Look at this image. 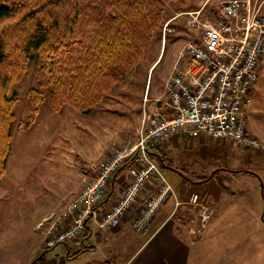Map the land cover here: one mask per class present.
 Segmentation results:
<instances>
[{"label":"rangeland","instance_id":"rangeland-1","mask_svg":"<svg viewBox=\"0 0 264 264\" xmlns=\"http://www.w3.org/2000/svg\"><path fill=\"white\" fill-rule=\"evenodd\" d=\"M222 1L168 3L165 21L153 39L149 58L125 75L87 114L68 105L61 112L52 109L51 88L41 86L37 78L40 55L33 52L25 77L11 89L17 103L12 150L6 171L0 177V264H21L35 251L41 253L46 248L45 238L52 220L47 218L49 211L59 202L68 203L77 191L80 193L84 182L95 176L101 161L109 156L112 142L134 134L140 127L144 110L148 114L160 112L158 106L165 100V82L172 74L178 52L196 33L187 24L189 15L181 11L203 7V13L207 14L218 10ZM31 89L41 90L44 97L36 121L28 126ZM248 124L251 133L264 140V55L259 80L250 94ZM200 140L192 139L189 147L178 146L175 139L160 146L178 167L163 169L174 193L180 194L182 187L188 199L192 192H197L202 202L212 208L223 203L264 208V150L246 149L225 140H203L207 141L204 143ZM237 169H248L251 173L232 171ZM200 176L209 179L198 181ZM174 196L168 199L162 212L174 206ZM197 213L196 210V217ZM258 232L260 239L264 238V227ZM136 237L138 241L123 243L116 251L113 242L106 241L98 251H86L65 264H98L99 261L106 264L105 259L109 258L101 250L110 253L109 264H120L143 239L144 232ZM67 242L72 249H78L73 241ZM261 248L264 253V246ZM62 251L67 252L64 243L51 248L47 255L60 257Z\"/></svg>","mask_w":264,"mask_h":264},{"label":"built area","instance_id":"built-area-1","mask_svg":"<svg viewBox=\"0 0 264 264\" xmlns=\"http://www.w3.org/2000/svg\"><path fill=\"white\" fill-rule=\"evenodd\" d=\"M195 31L177 55L164 86V105L172 116L144 110L134 134L113 141L98 174L88 178L79 195L47 229L45 246L82 243L87 219L104 202L110 182L126 164L125 180L111 205L97 217L100 228L116 229L132 210L133 226L144 231L158 211L175 195L164 171L151 156L154 146L187 137L230 141L246 149L264 150V140L249 130L250 94L259 79L264 55V0H224L218 10L186 12ZM149 189L152 194L143 198ZM143 198V199H142ZM198 211L192 221L204 226L213 208L192 192L185 202ZM135 207H137L135 209Z\"/></svg>","mask_w":264,"mask_h":264},{"label":"trees","instance_id":"trees-1","mask_svg":"<svg viewBox=\"0 0 264 264\" xmlns=\"http://www.w3.org/2000/svg\"><path fill=\"white\" fill-rule=\"evenodd\" d=\"M171 1L0 0V177L6 171L13 144L17 100L11 89L25 77L33 52L40 55L37 78L41 86L51 88L52 109L61 112L68 105L90 113L125 75L149 58ZM29 96L28 126L36 121L44 94L31 89ZM158 109L172 116L164 103L160 102ZM150 154L162 170L178 169L160 146L152 147ZM127 164L114 179L127 170ZM232 171L251 173L248 169ZM51 248L46 247L29 264H65L89 246L69 248L60 257H49Z\"/></svg>","mask_w":264,"mask_h":264},{"label":"crops","instance_id":"crops-1","mask_svg":"<svg viewBox=\"0 0 264 264\" xmlns=\"http://www.w3.org/2000/svg\"><path fill=\"white\" fill-rule=\"evenodd\" d=\"M188 11L181 12L186 13ZM191 140L187 137H180L175 139V142L178 146L189 147ZM200 142L207 141L200 140ZM125 173L126 171L117 176L116 179L111 180L104 202L87 219V228L83 234L82 245L74 242L79 246L78 249L89 246V249L82 254L86 251H98L106 241L113 242L116 251L122 248L123 243L126 244L132 239L134 242L138 241L136 234L139 235L144 232L143 239L134 246L120 264H264L262 258L264 253L261 248L264 243L262 245L260 243L264 242V238L260 239L258 232L264 227V214L261 213L263 206L254 208V206L245 203H223L213 208L212 217L204 226H201L199 221H192L193 218H196L195 211L189 210L186 204L176 208V200L180 199H178L179 193H175L174 206L162 212L167 204L165 203L144 231H138L133 226L134 210L123 218L120 226L116 229L104 230L100 228L97 217L115 200L118 188L125 180ZM97 174L98 168L93 175ZM153 191L152 189L146 191L143 198L154 193ZM179 192L182 194H179L181 198L183 197L180 201L185 202L187 198L182 187ZM78 193L79 191L73 194L68 203L59 202L54 209L49 211L47 218L52 220L48 226L63 215L70 202L78 196ZM259 224L262 225L261 228L258 227ZM64 244L67 246V254L69 248L72 249V245H69L68 242ZM101 251L105 258H109V260L105 259L106 264H109L110 253ZM37 252L35 251L34 254L32 253L23 259L21 264H29L37 256ZM63 254L64 251L60 253L61 256L66 255ZM101 262L99 261L98 264H102Z\"/></svg>","mask_w":264,"mask_h":264}]
</instances>
